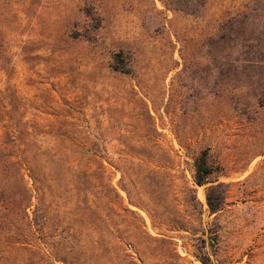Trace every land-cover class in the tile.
I'll return each mask as SVG.
<instances>
[{"label": "rangeland", "instance_id": "rangeland-1", "mask_svg": "<svg viewBox=\"0 0 264 264\" xmlns=\"http://www.w3.org/2000/svg\"><path fill=\"white\" fill-rule=\"evenodd\" d=\"M251 1L0 0V264H264V4L224 25Z\"/></svg>", "mask_w": 264, "mask_h": 264}, {"label": "trees", "instance_id": "trees-1", "mask_svg": "<svg viewBox=\"0 0 264 264\" xmlns=\"http://www.w3.org/2000/svg\"><path fill=\"white\" fill-rule=\"evenodd\" d=\"M206 0H165V5L172 9L179 10L185 13H196L202 9ZM264 4V0H253L249 2L245 8L246 11L240 16H234L225 22V27L241 26L247 22V15L249 12L256 11ZM85 14L94 23V29L99 28L100 19L99 16L92 11L91 7H85ZM118 58V56H117ZM114 71L127 73L128 69L125 67L115 66ZM259 102L264 104V92L260 94ZM216 167L209 162L207 150H203L195 158L193 163V182L196 186H206L205 189V203L207 205L208 212L211 215L217 214L221 211L225 205V190L223 185L215 183L213 180L216 175ZM206 239L209 242L217 243L218 238V225H214L212 228L206 231ZM205 241H203V244ZM201 264H211L207 254H203L198 257Z\"/></svg>", "mask_w": 264, "mask_h": 264}]
</instances>
